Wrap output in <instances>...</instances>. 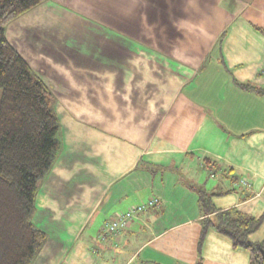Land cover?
<instances>
[{
    "label": "crops",
    "instance_id": "0c3cea01",
    "mask_svg": "<svg viewBox=\"0 0 264 264\" xmlns=\"http://www.w3.org/2000/svg\"><path fill=\"white\" fill-rule=\"evenodd\" d=\"M6 36L61 127L33 264H250L214 230L199 253L191 187L215 193L216 210L264 215V95L233 81L264 88V0H46ZM153 198L101 241L106 222ZM249 239L264 242V222Z\"/></svg>",
    "mask_w": 264,
    "mask_h": 264
},
{
    "label": "trees",
    "instance_id": "16d2710c",
    "mask_svg": "<svg viewBox=\"0 0 264 264\" xmlns=\"http://www.w3.org/2000/svg\"><path fill=\"white\" fill-rule=\"evenodd\" d=\"M45 1L0 0V264H33L47 241V233L33 220L40 186L61 152L60 122L53 93L6 36L9 23ZM233 81L244 91L264 95L263 87ZM191 189L199 196L203 215L199 253L214 230L233 248L247 250L250 264H264V242L249 239L264 215L255 219L239 210H216L215 193L201 186Z\"/></svg>",
    "mask_w": 264,
    "mask_h": 264
},
{
    "label": "built area",
    "instance_id": "2783aa9c",
    "mask_svg": "<svg viewBox=\"0 0 264 264\" xmlns=\"http://www.w3.org/2000/svg\"><path fill=\"white\" fill-rule=\"evenodd\" d=\"M208 168L213 169V165H209ZM210 175L214 177L215 173L211 170ZM239 183L245 189L251 187V184L246 179H241ZM158 203V199L153 198L147 204L137 205L125 212L117 214V216L106 222L102 227L101 234L99 235L101 241L105 243L109 238L115 239L119 237L124 231L131 228L139 213L158 205Z\"/></svg>",
    "mask_w": 264,
    "mask_h": 264
},
{
    "label": "rangeland",
    "instance_id": "374dc122",
    "mask_svg": "<svg viewBox=\"0 0 264 264\" xmlns=\"http://www.w3.org/2000/svg\"><path fill=\"white\" fill-rule=\"evenodd\" d=\"M2 96H3V91H2V89L0 88V105H1V101H2Z\"/></svg>",
    "mask_w": 264,
    "mask_h": 264
}]
</instances>
